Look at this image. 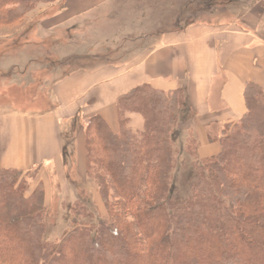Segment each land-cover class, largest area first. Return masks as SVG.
Wrapping results in <instances>:
<instances>
[{
	"label": "trees",
	"instance_id": "1",
	"mask_svg": "<svg viewBox=\"0 0 264 264\" xmlns=\"http://www.w3.org/2000/svg\"><path fill=\"white\" fill-rule=\"evenodd\" d=\"M53 1L0 0V25ZM243 95L245 113L225 128L217 155L195 160L192 181L177 199L169 189V131L186 107L180 90L144 84L121 95L117 133L92 116L86 174L109 218L78 225L56 242L44 237L41 183L27 194L22 170L0 169V264H264V91L249 82ZM132 112L144 118L138 134L127 126Z\"/></svg>",
	"mask_w": 264,
	"mask_h": 264
},
{
	"label": "crops",
	"instance_id": "2",
	"mask_svg": "<svg viewBox=\"0 0 264 264\" xmlns=\"http://www.w3.org/2000/svg\"><path fill=\"white\" fill-rule=\"evenodd\" d=\"M189 1L157 0L152 8L157 13L163 8L166 12L179 7L191 9ZM110 2L63 0L60 9L43 15L47 17L39 25L37 42L31 45L37 47L35 57L44 55V51L56 59L66 57L68 50L57 54L41 48L40 37L57 34L66 23L80 18L83 32L99 17V8ZM223 2L206 9L193 8L188 23L175 29L167 26L165 17L156 29L163 30L154 41L148 38L145 26L136 30L142 34L136 38L134 24L127 25L129 28L119 36L100 39L98 50H92L96 54H73L72 58L82 59L80 65L55 66L49 78V107L31 113H0V169L26 171L38 167L33 183L42 184L44 201L50 202L51 191L58 189L56 183L62 181L68 161L73 160L77 175L85 169L89 119L99 115L117 133V99L144 84L162 92L180 90L186 107H180L174 124L176 140L185 147L192 144L195 160L217 155L225 128L246 111V83L257 84L264 91V0ZM172 3L176 8L168 7ZM138 40L143 44L129 49L136 48ZM109 54L117 59L104 60L103 56ZM127 117L128 128L140 133L143 116L132 112Z\"/></svg>",
	"mask_w": 264,
	"mask_h": 264
},
{
	"label": "rangeland",
	"instance_id": "3",
	"mask_svg": "<svg viewBox=\"0 0 264 264\" xmlns=\"http://www.w3.org/2000/svg\"><path fill=\"white\" fill-rule=\"evenodd\" d=\"M110 1L109 4L99 8L101 12L99 17L92 20L83 32L80 30V24L82 25L79 21L80 18L66 23V26L57 34H46L40 37L43 41L40 47L48 52L60 54L67 50L70 51L62 59H56L46 51H44V55L37 58L33 54L37 47L31 45L37 42L39 25L42 19L47 17L43 15L52 14L60 9L63 0L39 2L21 20L9 25H0V113H12L19 110L31 113L49 107V78L55 66L74 67L80 65L82 59L72 58L73 54H84L85 56L96 54L97 52L92 50H98L99 47L96 44L100 39H104L108 35L119 36L125 32V27L129 28L127 25L134 24L133 33L136 34V38L142 37V34H138L139 32L136 30L140 28V25L145 26L148 38H152L154 41L157 38V33L163 30L156 29L165 17L167 26L175 29L188 23V16L193 8L206 9L209 6L224 5L225 3L223 0H190L188 5L192 7L191 9L176 8V5L172 3L168 7H174L177 10L171 9L166 12V9L163 8L157 13L152 8L157 0ZM163 2L164 0H162ZM171 15L173 18H169ZM129 30L131 31V29ZM46 36L50 37L46 38ZM143 42L138 40L135 43L136 48L129 47V49H138ZM92 47L94 48L90 49ZM123 54L124 52L121 53V55ZM18 55L20 59L17 58ZM28 56L31 57L28 58ZM115 56L109 54L103 56V59H117ZM174 124L169 131V144L173 156H175L169 189H173L177 199L185 195V191L192 181L195 159L192 157V144L185 147L176 140L178 134L175 133ZM172 132L175 133L173 136ZM68 162L62 181L56 183L58 189L51 191V201H44L46 208L44 237L49 241H59L66 232L78 225H96L100 219L109 218V208L100 194L96 181L87 176L86 165L82 174L77 175L72 168L73 160ZM38 170V167L22 170V176H25L24 179L30 185L27 194H30L37 186V183L33 182L37 178ZM33 184H36L35 187H32ZM108 202L111 204L112 199H109Z\"/></svg>",
	"mask_w": 264,
	"mask_h": 264
}]
</instances>
